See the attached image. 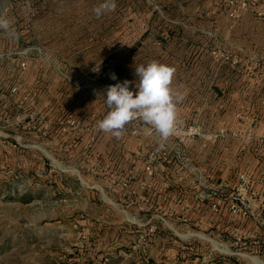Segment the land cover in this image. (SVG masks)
Returning a JSON list of instances; mask_svg holds the SVG:
<instances>
[{
    "label": "rangeland",
    "instance_id": "374dc122",
    "mask_svg": "<svg viewBox=\"0 0 264 264\" xmlns=\"http://www.w3.org/2000/svg\"><path fill=\"white\" fill-rule=\"evenodd\" d=\"M102 2L0 0V264H264L257 24L226 0ZM152 60L184 95L173 133L99 130L107 86Z\"/></svg>",
    "mask_w": 264,
    "mask_h": 264
},
{
    "label": "clouds",
    "instance_id": "9594fccd",
    "mask_svg": "<svg viewBox=\"0 0 264 264\" xmlns=\"http://www.w3.org/2000/svg\"><path fill=\"white\" fill-rule=\"evenodd\" d=\"M116 0H103L94 7L97 18L116 9ZM0 29L14 35L10 23L0 18ZM176 69L156 60L135 68L137 80L125 79L107 86L105 104L107 114L98 122V128L104 133H111L119 139L126 125L136 119L154 127L162 140H166L174 131L177 117V105L184 95L173 87ZM116 80L115 73L110 74ZM135 83V92L130 86Z\"/></svg>",
    "mask_w": 264,
    "mask_h": 264
},
{
    "label": "crops",
    "instance_id": "0c3cea01",
    "mask_svg": "<svg viewBox=\"0 0 264 264\" xmlns=\"http://www.w3.org/2000/svg\"><path fill=\"white\" fill-rule=\"evenodd\" d=\"M251 17H253V18H251ZM231 19L234 20L233 18H231ZM241 20H242V22L243 21L245 22V25L248 22L247 25L249 23L250 24L253 23V24H257V27L254 29L253 26H251V27L248 26L247 31L244 30L245 34H243V35H245V36L242 39V42H241L242 45L240 48L244 51L245 55L247 54V56H249V57H256V59L261 60V63L264 64V18L258 17L255 13L246 12L243 14V17L241 18ZM249 63H250V66H249V72H250V70H253V66H255V64H253L251 60H249ZM249 79L253 80L252 78H249ZM257 82L256 83L258 84L259 93H261L258 101L260 100V102L263 104V102H264V69H263L262 77ZM261 119L262 120L264 119V115L262 116ZM190 148H193V150H194V153L192 155L193 158L199 157V159H198L199 161H196V162H198L200 164L203 163V162H201L200 156L198 154V152L200 151V147L197 144H194L193 147H189L187 150H189ZM210 151H211V149H210ZM206 165L212 167L210 162L206 163ZM259 176H261V175H259ZM260 182L262 184L264 183V176L260 177Z\"/></svg>",
    "mask_w": 264,
    "mask_h": 264
},
{
    "label": "built area",
    "instance_id": "2783aa9c",
    "mask_svg": "<svg viewBox=\"0 0 264 264\" xmlns=\"http://www.w3.org/2000/svg\"><path fill=\"white\" fill-rule=\"evenodd\" d=\"M225 6L228 8V15L229 17L236 19L241 17L246 12H252L255 13L258 17L264 18V0H226ZM142 26H147L146 23H142ZM148 27H145V30H147ZM213 53L216 57H225L226 59L229 58V54L222 53L220 51V54L218 51L214 50ZM249 60L252 61L255 66H253V69H257L260 72H263L264 64L261 63V60L256 59V57H253L252 59H247L246 61V68L249 69L250 63ZM237 59L232 60V64L237 63ZM188 132H193L198 134V131L196 128L190 127ZM146 170L152 174L153 168L151 165H148L146 167Z\"/></svg>",
    "mask_w": 264,
    "mask_h": 264
},
{
    "label": "trees",
    "instance_id": "16d2710c",
    "mask_svg": "<svg viewBox=\"0 0 264 264\" xmlns=\"http://www.w3.org/2000/svg\"><path fill=\"white\" fill-rule=\"evenodd\" d=\"M112 257V256H111Z\"/></svg>",
    "mask_w": 264,
    "mask_h": 264
}]
</instances>
